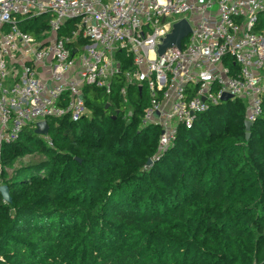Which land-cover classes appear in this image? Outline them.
I'll return each instance as SVG.
<instances>
[{
  "label": "trees",
  "instance_id": "trees-1",
  "mask_svg": "<svg viewBox=\"0 0 264 264\" xmlns=\"http://www.w3.org/2000/svg\"><path fill=\"white\" fill-rule=\"evenodd\" d=\"M48 18L20 25L38 36ZM130 65L110 93L85 87L89 116L48 119L54 146L30 126L3 144L6 167L43 159L0 177L11 198L0 192V264H264V102L248 139L246 105L230 98L160 152V129L140 125L149 99L126 81Z\"/></svg>",
  "mask_w": 264,
  "mask_h": 264
},
{
  "label": "built area",
  "instance_id": "built-area-1",
  "mask_svg": "<svg viewBox=\"0 0 264 264\" xmlns=\"http://www.w3.org/2000/svg\"><path fill=\"white\" fill-rule=\"evenodd\" d=\"M263 14L264 0H0V177L3 144L49 118L86 117L85 87L110 93L127 62L126 81L149 99L140 124L160 129V152L224 94L244 101L253 125L264 102ZM43 15L47 28L38 36L20 25ZM181 20L189 34L160 55ZM121 94L128 104L126 86Z\"/></svg>",
  "mask_w": 264,
  "mask_h": 264
},
{
  "label": "water",
  "instance_id": "water-1",
  "mask_svg": "<svg viewBox=\"0 0 264 264\" xmlns=\"http://www.w3.org/2000/svg\"><path fill=\"white\" fill-rule=\"evenodd\" d=\"M189 32L190 26L186 20H181L174 24L172 32L164 39L163 44L159 46L158 53L162 55L167 48L172 46L180 47L183 39L189 34ZM230 98V95L224 94L222 100L227 101ZM156 116H158V114H156ZM244 125L246 128V138L248 139L251 136V128L253 125L249 121H245ZM48 131L49 126L47 121L39 122L35 128V133L38 135H47ZM147 164L151 165L152 159H149ZM0 192H2L5 201L9 202L11 200L7 185H0Z\"/></svg>",
  "mask_w": 264,
  "mask_h": 264
},
{
  "label": "rangeland",
  "instance_id": "rangeland-1",
  "mask_svg": "<svg viewBox=\"0 0 264 264\" xmlns=\"http://www.w3.org/2000/svg\"><path fill=\"white\" fill-rule=\"evenodd\" d=\"M131 112V111H130ZM90 115V113H88V116ZM141 125V124H140ZM41 159H43L42 158V156H40V155H32V156H26V157H24V158H18L15 162H14V164H13V166L12 167H7V173L9 174V173H13V171H14V168H17L19 165H21V163L22 162H27V161H30V160H32V161H36V162H38V161H40ZM153 161L154 160H152V163H153Z\"/></svg>",
  "mask_w": 264,
  "mask_h": 264
}]
</instances>
